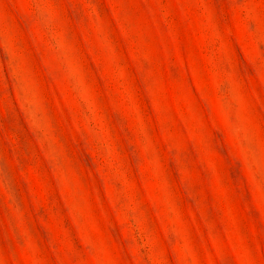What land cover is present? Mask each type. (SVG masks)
<instances>
[{"label":"rangeland","instance_id":"rangeland-1","mask_svg":"<svg viewBox=\"0 0 264 264\" xmlns=\"http://www.w3.org/2000/svg\"><path fill=\"white\" fill-rule=\"evenodd\" d=\"M0 264H264V0H0Z\"/></svg>","mask_w":264,"mask_h":264}]
</instances>
